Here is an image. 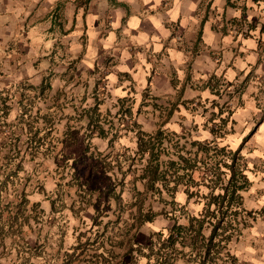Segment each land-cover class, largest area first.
Returning <instances> with one entry per match:
<instances>
[{
	"label": "rangeland",
	"instance_id": "obj_1",
	"mask_svg": "<svg viewBox=\"0 0 264 264\" xmlns=\"http://www.w3.org/2000/svg\"><path fill=\"white\" fill-rule=\"evenodd\" d=\"M23 1L25 17L28 15L31 19L39 14L40 18L58 20L63 17L67 5L86 9L93 0ZM26 29L27 24L23 29V42L27 46ZM17 45L15 41L3 45L2 69L9 65H6L9 53L21 51L26 54L29 50L27 47L22 49L23 46L17 51ZM67 47L61 41L55 47L59 52L58 61H63ZM74 64L76 62L69 65L71 70L62 76L59 86H55L57 77L53 72H48L39 84L27 78H15L7 72L9 67L0 72V264H145L146 256L137 251L130 253L133 244L144 243L147 239L140 231L149 222L138 231L132 226L139 210L146 212L152 208L161 212L155 222L167 220L168 213L175 207L179 209L175 214L183 222L188 220V215L195 214L173 205L172 193L164 189L161 182L158 186L163 191L159 193L147 191L145 181L135 179L143 173L149 156L138 154L129 168L131 160L127 156H134L138 145L134 140L131 145L128 139L130 134L137 137L140 129L133 118L123 114L130 111L129 106H115L117 112L122 113L120 115L115 114V109L112 111L114 106L106 108L103 103L108 94L104 77L101 75L93 82L82 79L76 75ZM99 126L105 130L106 137L99 134ZM164 132L167 139L160 160L165 168L168 160H178L181 151L176 144L181 145L185 139L179 138L180 135L178 139L170 131ZM32 137L36 141L44 137L46 143L41 145L31 140ZM110 139L113 140L110 142ZM87 146L91 151H111L109 160L122 161L121 170L116 166L114 176L119 180L124 178L121 193L120 186L117 193H102L100 197H97L98 193L90 197L79 190L77 180L73 179V158L80 157ZM18 150H21L22 158L16 157ZM212 155L201 151L199 158H206L213 173L227 182L230 170L223 164L218 167ZM222 157L228 163L232 162L230 154L218 158ZM239 162L243 167L244 159ZM77 167L80 170L82 164ZM206 167L200 163L194 172V178L201 182L194 188H199L204 195L211 191V185L202 182ZM222 171L225 172L222 174ZM252 171L256 177L249 174L253 182L243 190L246 211L240 210L238 221L233 215L229 216L228 224L223 225L225 230L222 227L218 231L217 239L232 235L230 242L225 244L223 241L221 246L230 247L229 252L236 257L235 264H264V164ZM89 173V168L84 170V177ZM107 174L113 175L112 171ZM108 182L105 180V184ZM180 191H185V186L180 185L175 197ZM220 191L217 187L215 193ZM98 214L102 215L96 218ZM210 231L211 228L204 230L206 234ZM192 249L189 248L186 259L195 258L191 255ZM222 251L223 254L227 252ZM144 252L149 251L145 249ZM217 256L218 264H222L223 255ZM227 260L228 264L232 262Z\"/></svg>",
	"mask_w": 264,
	"mask_h": 264
},
{
	"label": "crops",
	"instance_id": "obj_2",
	"mask_svg": "<svg viewBox=\"0 0 264 264\" xmlns=\"http://www.w3.org/2000/svg\"><path fill=\"white\" fill-rule=\"evenodd\" d=\"M23 2L0 0V56L9 41L29 49L8 54L7 72L34 84L53 72L59 86L76 62L82 79L104 77L106 108L120 115L115 106L126 104L123 114L148 133L162 128L238 150L253 182L249 174L264 164V0H93L86 9L67 5L58 20L25 17ZM59 41L68 46L62 62ZM175 201L195 214L205 206L185 191ZM154 222L139 244L171 225ZM186 257L178 263L198 264Z\"/></svg>",
	"mask_w": 264,
	"mask_h": 264
},
{
	"label": "trees",
	"instance_id": "obj_3",
	"mask_svg": "<svg viewBox=\"0 0 264 264\" xmlns=\"http://www.w3.org/2000/svg\"><path fill=\"white\" fill-rule=\"evenodd\" d=\"M99 134L102 137H106L105 130L99 126ZM162 128H159L154 133H148L141 129H138L136 142L138 149L134 156L128 155L131 160L129 168L134 165V159L138 154L144 156L148 154L147 163L143 167V173L139 175L137 179L145 181L147 191H154L162 193V188L158 186V183H162L163 188L172 193V204L179 206L181 209H187L186 206H180L174 199L175 193L179 190L180 185L185 186V192L189 199L196 198V201L205 202L204 209L200 216L199 214L188 215V220L183 222L179 216L175 214L177 207L173 208V211L168 213V218L171 221V225L167 227V232L159 230L151 235V240L147 245H142L136 242L130 248V253L137 251L139 255L146 256L148 258L147 264H179L180 258H185L188 254L184 251V247L188 246L193 248L191 255L194 259H199L198 264H218L219 257L217 255H223V263L228 264L227 259H231L230 264H235L236 257L229 251L230 247L226 249V246H221V243L225 241V244L230 242L232 235L218 238V231L224 228V223L229 222L228 217L234 216V220L238 221V215L241 211H246L243 207L244 197L243 190L247 189V184L251 181L247 176L246 160L241 156L240 152L227 149L226 146H218L215 143L209 141L190 140L183 134H175L179 138H184L185 141L182 144H176L181 151L178 154V160L170 159L164 168V163L161 162V153L165 149L163 146L165 139H167V133ZM178 138V139H179ZM31 140H35L34 137ZM113 139H110V142ZM36 141V140H35ZM36 142L45 144V138L40 137ZM72 142V141H71ZM69 142V144L71 143ZM180 143V142H179ZM21 150H18L16 157L21 156ZM204 152L207 155L213 153L212 159L216 160L215 164H223L224 167L230 170V177L227 182H224L222 178L212 171V167L208 165L206 158H199V153ZM189 154L187 156L186 154ZM195 156H190L192 154ZM231 155L232 162L228 163L225 157L218 158L219 156ZM112 152L104 153L102 151H91V147L87 146L80 157L73 158L72 168H74L73 179L77 180L79 190L83 191L86 195L93 197L95 193H98L97 197H100L102 193L110 195V193H117V187L120 186V193L123 191L124 181L119 180L115 176V168L118 170L122 168V161L119 159H110ZM22 158V156H21ZM66 159H71L67 157ZM244 159V165L241 167L239 160ZM115 162V164H113ZM203 163L207 165L203 172V183H207L211 188L210 193L202 194L200 189L194 187L201 184L194 178L195 169L199 167V164ZM78 164H82V168L79 170ZM87 168L90 169L89 175L85 178L83 171ZM112 171L113 175L107 173ZM225 171H222V174ZM221 174V173H220ZM105 180H109L105 184ZM173 183V186L171 184ZM202 183V184H203ZM211 183V184H210ZM221 184V185H220ZM221 189L219 193H215L216 188ZM194 188V189H193ZM138 194L144 192L137 191ZM205 198H209L207 201ZM142 208V206H141ZM251 211L247 212L250 213ZM100 213V212H99ZM161 212H155L152 208H149L146 212L142 209L139 210V214L135 217V223L133 227H136V231L140 229L146 222H153ZM231 214V215H230ZM102 214L96 216L100 217ZM232 216V217H233ZM231 217V218H232ZM186 218V217H185ZM233 220L230 221L232 223ZM95 224H98L95 222ZM211 228L209 234L204 232L205 229ZM148 249V253L144 250ZM222 249L227 250L226 254H223ZM217 258V260H215ZM221 259V257H220ZM225 262V263H224Z\"/></svg>",
	"mask_w": 264,
	"mask_h": 264
}]
</instances>
